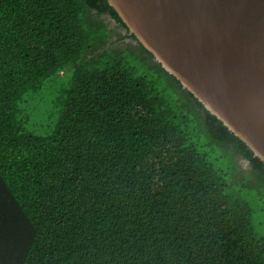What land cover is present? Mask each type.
<instances>
[{"label": "trees", "instance_id": "obj_1", "mask_svg": "<svg viewBox=\"0 0 264 264\" xmlns=\"http://www.w3.org/2000/svg\"><path fill=\"white\" fill-rule=\"evenodd\" d=\"M0 264H264V163L106 0H0Z\"/></svg>", "mask_w": 264, "mask_h": 264}, {"label": "water", "instance_id": "obj_2", "mask_svg": "<svg viewBox=\"0 0 264 264\" xmlns=\"http://www.w3.org/2000/svg\"><path fill=\"white\" fill-rule=\"evenodd\" d=\"M128 34L264 163V0H106Z\"/></svg>", "mask_w": 264, "mask_h": 264}, {"label": "rangeland", "instance_id": "obj_3", "mask_svg": "<svg viewBox=\"0 0 264 264\" xmlns=\"http://www.w3.org/2000/svg\"><path fill=\"white\" fill-rule=\"evenodd\" d=\"M103 19L108 24V27L112 30V32H114V34L109 39V43L115 42V44L109 45L108 48H112V47H114V45L119 46L121 48H124L125 47V43H127L129 40H125V41H122V42H120V41L117 40L118 33L119 34H122L123 31L121 29H118L116 27V25L107 16H103ZM239 163H240V165L242 167H247V164H246L245 161L240 160Z\"/></svg>", "mask_w": 264, "mask_h": 264}]
</instances>
